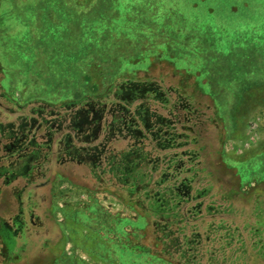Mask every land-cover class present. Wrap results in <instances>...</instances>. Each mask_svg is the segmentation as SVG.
Instances as JSON below:
<instances>
[{
	"label": "rangeland",
	"instance_id": "374dc122",
	"mask_svg": "<svg viewBox=\"0 0 264 264\" xmlns=\"http://www.w3.org/2000/svg\"><path fill=\"white\" fill-rule=\"evenodd\" d=\"M101 3L102 8L97 14L93 12V18L95 23L111 28V54L120 56L123 66L114 68L116 75L109 84L107 70H93L91 85L93 80L95 84L84 97L90 101L85 102L104 95H109L113 102L122 97L120 87L128 81L156 82L166 92L175 89L195 98L212 121L204 127L200 138L205 173L193 187V192H205L199 201L201 217L193 225L195 229L187 233L203 235L204 244L206 238L214 242L207 250L217 253L215 264H264V113L254 116L253 110H257L254 106L249 111L251 103L259 107L264 102V0H103ZM68 16L64 12L58 14L64 25L69 24ZM45 21L44 17L43 25L47 29ZM116 24L122 29L116 31L112 27ZM75 25L77 35L90 45L93 27ZM30 29L15 31V35L26 38ZM53 29L56 34L69 30L62 24ZM13 34L6 33L12 42ZM88 46L78 43L62 51L60 65L63 61L77 65ZM51 50L59 51L57 45H52ZM29 54L25 57L28 78L35 71L30 68L34 56ZM5 69L4 65L0 67L4 74ZM82 73L77 66L71 71L75 83L79 84ZM36 77L40 79L38 74ZM104 83L108 85L102 86ZM10 91L0 84V103L8 104L1 98L4 94L19 100L16 102L20 105L31 102L36 107L45 102L64 112L71 107L70 103L77 101L70 99L56 104L37 99L22 103L20 95ZM236 94L238 98L232 101ZM242 97L251 100L245 104ZM156 107L160 105L154 103L153 108ZM1 113L3 121L17 118L6 111ZM254 123L258 124L256 128ZM113 148L124 150L126 143L113 144ZM53 160L50 183L42 186L44 180L33 178V184L26 186L27 181L21 179L3 197L9 204L0 206V220L16 218L22 210L28 220L30 214L34 216L35 224L29 225L19 244L24 251L21 260H9L6 247L0 242V264H51L55 256L63 253L92 264V256L97 255L96 250L90 251L94 239L89 237V229L95 231L102 220L108 225L100 232L101 237L115 241L123 235L114 230L122 229L131 234L129 241H125L129 246L142 245L161 259H167L156 260V264H188L179 260L172 248L170 255L163 256V247L158 242L162 222L149 219V223L139 228L140 215L127 204V193L110 175L98 180L90 167L63 159L56 162L55 156ZM213 226L218 229L209 230ZM228 232L230 241L226 238ZM66 238L67 243L62 246ZM222 238L227 239L225 252L219 251ZM83 244V249L92 256L82 249Z\"/></svg>",
	"mask_w": 264,
	"mask_h": 264
},
{
	"label": "trees",
	"instance_id": "16d2710c",
	"mask_svg": "<svg viewBox=\"0 0 264 264\" xmlns=\"http://www.w3.org/2000/svg\"><path fill=\"white\" fill-rule=\"evenodd\" d=\"M138 87L140 90L143 88L145 92L140 94L139 91L133 90ZM153 88H159V91L154 93ZM129 92L137 95L133 97ZM120 94L122 97L113 102H110L109 95L99 96L91 102H85L90 101L88 98L77 100L70 103L71 107L64 112L59 111L55 105L45 102H42L44 105L36 107L32 106L34 103L31 102L20 105L14 100L7 101L8 104L0 103L1 112L6 111L17 117L9 123L1 119L0 112V126H12L13 123L19 127L21 119L31 118L39 112L52 119L58 114L71 115L75 109L88 104L92 107L95 104L100 106L106 104L108 110L114 108L117 115L114 125L122 129V135L116 133V138L111 142L102 160L97 161L96 166L91 163L78 164L69 161L66 158L68 156L66 141L58 148L49 141V138H44L42 141L39 139L35 147L32 146L25 158L14 154L13 166L9 165L7 171L14 172L15 175L19 172L25 173L24 177L29 185L33 184V178L44 180L42 186H45L51 182L49 174L55 163L53 160L55 156L56 162L64 158L63 160L70 163L90 167L98 180L110 175L127 193V204L135 208L140 215L139 228L149 223L147 222L149 219H154L158 224L162 222L158 228L160 232L158 242L163 247V256L166 257L175 250L179 260L187 261L188 264L192 262L202 264L204 261L205 264H215L217 253L207 250L209 244L214 245V242L206 238L204 244L203 235L187 233V230L193 231L195 229L193 225L200 220L199 201L205 195L201 190L193 192V187L200 175L205 173L201 161L204 148L200 138L204 133V127L212 121L207 111L192 96L186 97L175 89L166 92L156 82L128 81L120 87ZM154 103L160 107L153 108ZM114 105L115 107H111ZM119 106L124 107L122 111L118 110ZM49 131L55 134L52 129ZM119 142L126 143V149L119 151L113 148V144ZM83 144L87 146L86 143L74 142L75 147ZM126 224L127 222L125 227ZM107 225L108 222L102 220L97 223L95 231L89 229V233L91 231L89 237L94 239L90 251L96 250L97 257L83 249L84 244L80 245L89 256H92V264H156V260L167 261L142 245L129 246L125 241H129L131 234L125 230H114L123 235L115 241L101 237L100 232ZM211 228L218 229L213 226L209 227V230ZM226 238L232 239L230 232ZM67 239L63 240L62 246L67 243ZM227 239L222 238L219 242V251L225 252ZM78 246L75 244V247ZM51 264L88 263L81 258L63 253L55 256Z\"/></svg>",
	"mask_w": 264,
	"mask_h": 264
},
{
	"label": "crops",
	"instance_id": "0c3cea01",
	"mask_svg": "<svg viewBox=\"0 0 264 264\" xmlns=\"http://www.w3.org/2000/svg\"><path fill=\"white\" fill-rule=\"evenodd\" d=\"M102 1L0 0V6L2 5L0 12H3L2 17H0V67L4 65L6 68V74L0 71L2 77L0 84L4 88L9 89V91L11 90L10 92H13L15 96L19 94L22 103L40 99L54 101L57 104L70 99L80 100L90 93L89 91L93 90L95 84L93 80V85H91L92 78L90 76L93 77L92 74L95 69L100 70V72L107 70V82L108 84L110 81L112 82L116 75V73L113 74V70L121 66V61L120 56H112L111 54V28L98 22L95 23L93 18V12L96 13L102 8ZM3 5H7L6 8L4 7L3 9ZM32 12L34 16L29 19L33 15ZM63 12L69 15L67 22L69 24L67 25H64L66 23H63L61 17L58 18V14ZM44 17L48 26L47 29L43 25ZM102 22L103 24L105 23L104 21ZM82 23L93 27L92 31L94 34L90 37L92 40L90 45L85 39L82 40L81 36L77 35L75 24L79 27ZM59 24L69 30L63 34L54 33L53 28ZM26 27L31 28L28 37L15 35V31L24 30ZM112 27L116 31L122 29L120 24ZM6 33L9 35L13 34V42L9 40ZM44 34L46 37H43ZM42 38L44 39L42 40ZM46 43L47 47H45ZM78 43L83 46L89 45L86 53H81L82 59L76 62L77 65H69L66 61H63L62 65H60L62 62V51H68L69 47ZM52 45H57L59 51L53 52L51 50ZM30 52L34 56L31 58L33 64L32 66L30 65V68L35 71L28 78L25 57L26 55L30 56ZM83 64L86 67H81ZM75 66L83 71L79 84L74 82L71 74ZM36 74L39 75L40 79L36 77ZM108 84L104 83L102 86L105 87ZM38 92H41V95H38ZM34 94L37 95L33 96ZM238 96L239 94L234 95L231 100L235 101ZM243 99L245 104L251 100L249 98ZM13 100L19 101L15 98ZM252 106L254 108L257 107L255 112L253 110L254 116L256 113H264V102L259 107L251 103V107L250 105V108L248 107L249 111ZM253 125L255 128L258 126L257 123ZM67 255L69 256V254Z\"/></svg>",
	"mask_w": 264,
	"mask_h": 264
},
{
	"label": "flooded vegetation",
	"instance_id": "af4514ba",
	"mask_svg": "<svg viewBox=\"0 0 264 264\" xmlns=\"http://www.w3.org/2000/svg\"><path fill=\"white\" fill-rule=\"evenodd\" d=\"M138 88H133V90L139 91L138 93L140 94L145 92L143 88L142 90ZM158 91L159 88L153 90L154 93ZM129 95L134 97L137 94L129 92ZM1 98L3 100L8 99L7 101L13 100L8 95L4 94L1 95ZM111 107H115V105ZM123 108V106H119L118 110L122 111ZM37 114L38 116H36ZM37 114L31 116V118L21 119L19 127L13 123H11L12 126H0L1 208L9 204V200H7V203L3 201V197H5L7 193L10 194L8 190L9 187L21 179L27 181L24 177L25 173L19 172L15 175L14 172L9 173V171H7L9 165H11V167L13 166L14 154H19V157L25 158L29 155L28 152L32 146H36V142L39 139V141H42L44 138H49V141L53 145L58 146V148H61L66 141L68 155L66 158H68L69 161L78 162V164L91 163L96 166L95 164L97 161L102 160L111 142L116 138V133L120 136L122 135V129H120V127L116 128V125H114L115 120L117 121L114 108L108 110V105L106 104L102 106L95 104L94 107L88 104L75 109L71 115L61 116L58 114L52 119L43 115L41 112ZM50 129H52L55 134L50 132ZM75 141L79 144L86 143L87 146L83 144L82 146L79 145V147H75ZM26 186H29L28 181ZM18 197L20 199L22 195L19 194ZM30 224H35L34 216L30 214L28 220L27 213L22 210L20 215L16 218L11 217L10 220H0V242L6 247L7 258L9 260L22 259L24 251L19 248V244L24 240L26 229Z\"/></svg>",
	"mask_w": 264,
	"mask_h": 264
}]
</instances>
